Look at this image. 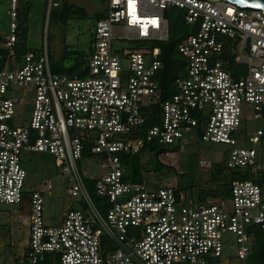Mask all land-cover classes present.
I'll list each match as a JSON object with an SVG mask.
<instances>
[{"label": "built area", "instance_id": "built-area-1", "mask_svg": "<svg viewBox=\"0 0 264 264\" xmlns=\"http://www.w3.org/2000/svg\"><path fill=\"white\" fill-rule=\"evenodd\" d=\"M9 2V33L0 43V204L23 202L29 151L51 154L67 177V194L83 205L68 209L60 226H49L41 191H33L21 263L45 264L51 256L48 264H56L55 254L59 264H223L226 234L235 236L237 257H249L253 227L264 230V161L254 147L237 143L264 136L260 128L245 134L242 128L243 106L252 107L254 119L264 117V10L229 0H107L85 75L77 77L52 71L46 49L21 51L19 0ZM58 4L49 0L48 10ZM172 8L184 10L195 30L176 46L185 62L174 92L161 99L156 43L168 39L165 14ZM116 24L120 37L113 34ZM115 40L143 45L129 50ZM232 60L246 71L233 76ZM28 105L29 120L17 124L16 108ZM194 128L203 141L230 146L227 167L249 172L230 181L229 196L194 202L170 185L149 189L144 180L126 179L124 155L139 154L150 142L175 145ZM91 158L98 160V176L77 164ZM45 188L53 189L50 179Z\"/></svg>", "mask_w": 264, "mask_h": 264}, {"label": "rangeland", "instance_id": "rangeland-1", "mask_svg": "<svg viewBox=\"0 0 264 264\" xmlns=\"http://www.w3.org/2000/svg\"><path fill=\"white\" fill-rule=\"evenodd\" d=\"M72 4L83 9V16H73L67 23L59 20L55 9L48 10L49 0H19V10L26 14L24 27L26 32L22 35L25 47L36 53L48 52L51 69L53 65L62 66L69 61H62L61 54L64 48L75 56L86 55L91 51L92 34L98 17L107 11V0H58ZM9 0H0V40L9 33L10 16ZM100 14V15H99ZM185 11L174 8L166 11L170 24L171 37H178L179 42L191 33L194 24H187L184 19ZM175 32V35L174 33ZM113 34L120 37L124 34L121 25H114ZM20 36V32H19ZM20 39V38H19ZM2 42V41H1ZM0 42V43H1ZM143 44L133 41L115 40L114 46H123L129 50L140 49ZM124 65V62H122ZM235 70L243 73L247 67L235 64ZM31 106L16 108L17 124L25 125L29 120ZM243 133H252L260 128L264 130V117L254 119L250 105L242 108ZM238 147H254L257 159L264 161V136L261 142L252 144L238 141ZM159 150V153L157 151ZM161 150V151H160ZM230 146L203 141L197 129L184 132L182 139L175 145H162L155 143V148H143L139 153V164L144 181L149 189L170 185L182 191L188 201H212L221 196H229V183L232 179H242L247 170L229 168L225 164ZM199 159L213 162L212 168H203L198 164ZM81 171L88 176L100 175L97 158L83 159L77 162ZM23 166L27 177L24 182L25 196L20 204H0V264H22L21 258L28 246L29 237V208L30 194L41 191L43 196V220L49 226H60L64 213L70 208H82L78 197H69L66 191L68 180L55 165V158L46 152H24ZM129 169L127 172L129 173ZM255 176V174H253ZM50 179L52 190L45 188V181ZM92 200L99 204V199L88 186ZM264 189V188H263ZM107 208L101 209L103 215ZM256 238V237H255ZM256 239L253 241L252 253L246 259L236 255L235 236H224L221 260L223 264H264V261L255 255L257 251ZM56 264H59L54 254Z\"/></svg>", "mask_w": 264, "mask_h": 264}, {"label": "trees", "instance_id": "trees-1", "mask_svg": "<svg viewBox=\"0 0 264 264\" xmlns=\"http://www.w3.org/2000/svg\"><path fill=\"white\" fill-rule=\"evenodd\" d=\"M55 9V12L57 13V16L60 21L63 23H67V21L73 17V16H83L84 11L83 9L79 7H74L72 4L67 2H62L61 4H58L56 7H52L50 10ZM172 11L174 8L171 9ZM100 15V14H99ZM101 17V16H100ZM98 17V18H100ZM26 18V14L23 13L21 10H19L18 20H19V30H20V47L22 48L21 51H26L27 48L25 47V42L23 40L22 35L26 32L24 27V20ZM98 20V19H97ZM96 20V21H97ZM181 21L182 18L180 19ZM195 30V28H193ZM175 35V32H173ZM188 34V33H187ZM2 40H0L1 42ZM179 43L178 37L174 36L171 37L170 34V24H169V36L168 39L164 42H157L156 45H158L161 49V59L163 61V67L161 70H159L157 79L159 82V86L161 87V99H165L170 96L174 92V79L179 71H182L183 65H184V58L177 52L176 46ZM62 61H69L71 60V63L62 64V66H58L56 64L53 65L54 72H64L69 74L70 76H77V77H83L85 75V70H83V67L85 65L87 56L81 55V56H75L72 52H69L67 48L63 50L61 54ZM0 63V67H1ZM235 63L233 60L231 61L230 69L233 76L238 75V71L235 70L234 67ZM53 71V70H52ZM241 71V70H240ZM153 119H149L147 125H151L153 123ZM151 151L155 148V142L147 143L146 146ZM161 151V150H160ZM159 153V150L157 151ZM123 162L127 167V170L129 169V173L127 172L126 179L130 181H142L143 176L140 169L139 164V154H128L123 156ZM89 186H91L92 182H88ZM92 187V186H91ZM256 232V246L257 251L255 255L259 257V259L264 261V230L253 227ZM250 255H253L251 253ZM51 260V256L47 257V260L45 264H48Z\"/></svg>", "mask_w": 264, "mask_h": 264}, {"label": "water", "instance_id": "water-1", "mask_svg": "<svg viewBox=\"0 0 264 264\" xmlns=\"http://www.w3.org/2000/svg\"><path fill=\"white\" fill-rule=\"evenodd\" d=\"M242 6L259 8L264 10V0H229Z\"/></svg>", "mask_w": 264, "mask_h": 264}]
</instances>
